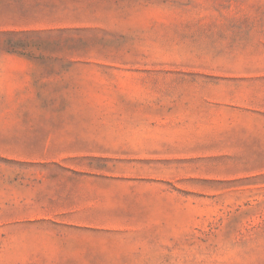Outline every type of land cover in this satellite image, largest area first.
I'll list each match as a JSON object with an SVG mask.
<instances>
[{
    "label": "rangeland",
    "instance_id": "rangeland-1",
    "mask_svg": "<svg viewBox=\"0 0 264 264\" xmlns=\"http://www.w3.org/2000/svg\"><path fill=\"white\" fill-rule=\"evenodd\" d=\"M260 17L264 0H0V68L98 78L77 95L103 144L45 163L0 155V264H90L58 226L77 224L176 226L190 264H264V105L206 91L214 71L264 68Z\"/></svg>",
    "mask_w": 264,
    "mask_h": 264
},
{
    "label": "crops",
    "instance_id": "crops-1",
    "mask_svg": "<svg viewBox=\"0 0 264 264\" xmlns=\"http://www.w3.org/2000/svg\"><path fill=\"white\" fill-rule=\"evenodd\" d=\"M255 24L264 26V18ZM261 34L264 36V27ZM84 68H0V155L31 163L56 161L44 154H93L101 145L100 113L86 114L77 95L85 81ZM219 82L206 89L212 101L257 108L264 105V68H222ZM166 96V92H158ZM179 94V93H178ZM153 95V93L151 94ZM176 95V93H174ZM66 106V107H65ZM264 107V106H262ZM129 121V114H111ZM164 112L141 117L162 119ZM123 134L126 144L154 146V135ZM164 136L158 135V145ZM110 144V143H108ZM62 226L64 238L90 264H190L176 256L174 244L192 239L190 231L167 225L77 224Z\"/></svg>",
    "mask_w": 264,
    "mask_h": 264
}]
</instances>
